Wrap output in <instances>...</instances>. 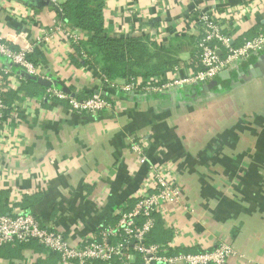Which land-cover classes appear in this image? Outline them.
<instances>
[{"label":"crops","instance_id":"crops-1","mask_svg":"<svg viewBox=\"0 0 264 264\" xmlns=\"http://www.w3.org/2000/svg\"><path fill=\"white\" fill-rule=\"evenodd\" d=\"M103 2L104 33L145 41L154 55L150 66L157 67L152 76L169 77L176 65L199 69L195 38L184 33L194 13L224 19L234 45L264 29V0ZM54 9L49 0H0V35L16 51L31 49L27 58L39 68L31 80L11 67L4 95L10 108L0 125V213L29 210L41 226L75 241L133 207L149 161L168 163L184 186L187 209L169 207L174 212L155 244L197 252L224 240L234 250L226 264H264V122L246 108L258 96L247 94L264 87V51L228 77L216 76L222 84L207 81V90L195 84L125 94L72 63L70 44L53 31ZM8 65L0 58V67ZM38 79L80 99L100 94L114 108L78 115L64 102L43 101L46 87ZM134 140L148 143L147 164L131 152ZM0 264H58V258L29 243L1 247Z\"/></svg>","mask_w":264,"mask_h":264},{"label":"built area","instance_id":"built-area-1","mask_svg":"<svg viewBox=\"0 0 264 264\" xmlns=\"http://www.w3.org/2000/svg\"><path fill=\"white\" fill-rule=\"evenodd\" d=\"M49 1L55 7L61 2ZM194 14L197 15L192 16L193 21L186 25L184 33L195 38L194 57L199 65L198 70L185 71L182 66L176 65L169 77L162 75L145 80L115 81H109L98 72L101 83L125 94H162L174 88L207 82L264 51V29L255 37L243 39L240 45H234L233 38L226 32L224 19H217L209 12ZM53 31L60 33L70 46L85 40L83 34L66 28L58 20L54 21ZM122 36L129 38L128 35ZM30 53L29 48L12 49L6 36L0 35V58L9 63L7 67H0V125L10 108L5 103L4 95L11 87L8 82L13 73L11 67L21 69L23 75L28 77L38 76L39 68L27 59ZM43 96L46 102L66 103L78 115L102 113L114 108L113 102L100 94L80 99L54 85L46 87ZM147 148L146 141L134 140L130 143L131 152L143 165L149 161ZM174 170L168 163L153 164L149 161L146 181L137 192L133 207L117 210L115 223L104 224L75 241L61 231L41 226L29 210L0 213V248L35 243L55 254L58 264H226L234 255V250L224 240L217 241L208 250L174 254L170 252L176 249L174 245L148 241L157 222L160 221L162 225L164 221L167 223L170 213L174 212L170 206L183 211L187 209L182 204L184 186Z\"/></svg>","mask_w":264,"mask_h":264},{"label":"trees","instance_id":"trees-1","mask_svg":"<svg viewBox=\"0 0 264 264\" xmlns=\"http://www.w3.org/2000/svg\"><path fill=\"white\" fill-rule=\"evenodd\" d=\"M103 5V0H62V2L55 7L54 10L58 21L63 23L66 28L79 32L85 36V40L80 44H72L71 46L72 63L77 67L84 64L92 70L99 72L109 81L128 79L145 80L152 76V74L156 72L157 67H152L149 64L154 59V55L149 51L145 41L140 38L106 36L104 33ZM93 53L94 55L100 54L102 56V66H99L98 63L94 61L95 58L93 57ZM27 59H29V57ZM145 62H149V70L144 72L135 70L140 67V65H144ZM169 67L170 65L165 68ZM222 83L223 80L215 77V79H212L210 87H215ZM66 90L71 92L70 89ZM261 139L264 141V133ZM161 224L162 223L158 221L154 230L148 237L150 243H159V237L162 231L159 229ZM170 252L174 254L192 251L175 249Z\"/></svg>","mask_w":264,"mask_h":264},{"label":"rangeland","instance_id":"rangeland-1","mask_svg":"<svg viewBox=\"0 0 264 264\" xmlns=\"http://www.w3.org/2000/svg\"><path fill=\"white\" fill-rule=\"evenodd\" d=\"M93 55H94V53H93ZM95 59H94V61L95 62H97L98 63V65L99 66H102V64H103V61H102V56L100 55V54H95L94 56H93ZM153 61H151L150 63H152ZM149 62H145V64L144 65H140V67H138V68H136L135 70H137V71H139V72H144V71H146V70H149V64H148ZM257 88H258V90H255L254 92L253 91H251V92H247L248 94V96H250V95H252V96H254V95H256V94H258V96H255V97H253L252 98V100H251V102H254V103H248L247 105H246V108L249 110V111H251V112H258V113H261L262 114V116L260 115L259 116V118H260V120H261V123L262 122H264V87H263V85H262V83H261V85H257ZM253 93V94H252ZM255 93V94H254ZM251 96V97H252ZM252 104V105H251ZM251 105V106H250ZM257 117V116H256ZM259 120V121H260ZM256 121H258V120H256ZM254 124V123H253ZM257 127V126H256ZM254 128H255V126H254ZM264 128V127H263ZM257 129H258V127L256 128V133H260L259 131L260 130H258L257 131Z\"/></svg>","mask_w":264,"mask_h":264},{"label":"water","instance_id":"water-1","mask_svg":"<svg viewBox=\"0 0 264 264\" xmlns=\"http://www.w3.org/2000/svg\"><path fill=\"white\" fill-rule=\"evenodd\" d=\"M259 70H256L255 72L252 71V76H256V74H259ZM217 77L219 78H223V77H228V74L226 72L224 73H220ZM27 79H33L32 77H27ZM37 82L40 84V85H43L45 87H51L53 86V83L51 81H47V80H41V79H38ZM201 87H203V89L207 90V82H204V83H201Z\"/></svg>","mask_w":264,"mask_h":264}]
</instances>
